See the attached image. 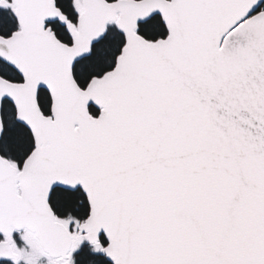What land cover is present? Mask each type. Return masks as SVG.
<instances>
[{
  "label": "snow or ice",
  "instance_id": "obj_1",
  "mask_svg": "<svg viewBox=\"0 0 264 264\" xmlns=\"http://www.w3.org/2000/svg\"><path fill=\"white\" fill-rule=\"evenodd\" d=\"M0 264H264V0H0Z\"/></svg>",
  "mask_w": 264,
  "mask_h": 264
}]
</instances>
